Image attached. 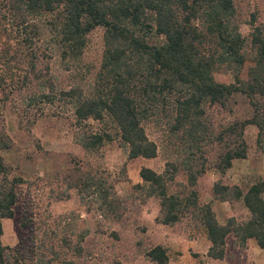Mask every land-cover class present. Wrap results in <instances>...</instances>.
Here are the masks:
<instances>
[{"label":"trees","instance_id":"16d2710c","mask_svg":"<svg viewBox=\"0 0 264 264\" xmlns=\"http://www.w3.org/2000/svg\"><path fill=\"white\" fill-rule=\"evenodd\" d=\"M95 28L103 30V50L93 80L81 82L71 74L74 79L68 88L57 86V77L45 73L40 64L55 57L65 71H75L88 34ZM250 28L247 35L241 32L234 0H0V56H6L13 46L24 49V82L38 83L39 88L34 101L51 102L55 94L61 96L72 106L78 124L109 118L129 159L157 156L158 145L146 132V123L152 118L164 116L170 132L186 139L188 156L180 162L187 175L185 190L171 189L179 170L174 161H167L161 173L141 167V183L135 188L145 198L158 199L160 223L174 224L190 212L196 215L210 241L207 255L213 259L223 258L229 236L241 246L252 239L264 250V178L245 191L220 181L213 184L214 197L242 202L248 217L241 221L229 217L221 222L212 203H199L195 188L208 168L202 150L210 129L207 106L224 108L242 95L250 107L244 119L225 127L216 137L224 144L213 165L220 174L235 159L246 157V126L257 127L258 146L264 151V25L252 20ZM17 50L14 53L19 56ZM248 61L247 77L243 78ZM44 67L49 69L46 63ZM221 72L232 80H216V73ZM225 136L232 137L230 142H225ZM111 139L107 132L91 131L80 138V144L93 150ZM8 148L0 137V151ZM197 152L199 167L195 164ZM19 182L0 154V264L19 260L15 250L1 241L2 220L13 217ZM95 184L98 199L111 209L113 200L107 198L113 186L106 189L86 174L84 185ZM146 256L157 264L169 260L166 248L159 244L148 249Z\"/></svg>","mask_w":264,"mask_h":264},{"label":"rangeland","instance_id":"374dc122","mask_svg":"<svg viewBox=\"0 0 264 264\" xmlns=\"http://www.w3.org/2000/svg\"><path fill=\"white\" fill-rule=\"evenodd\" d=\"M234 3L244 35L249 34L252 20L255 25H264V0H234ZM102 37V28L88 34L75 71H65L55 57L46 58L40 67L57 77L56 85L63 88H68L74 78L91 82L101 61ZM14 47L6 56H0V137L9 146L0 154L10 175L21 179L16 185L14 214L3 220L2 236L3 245L15 250L17 264H157L146 252L158 244L167 250V264H264V250L254 240L241 246L233 236L226 241L223 258L209 257L210 242L196 215L190 212L174 224L160 223L158 199L145 198L143 191L135 188L141 183V167L161 173L167 161H174L179 170L171 189L185 190L187 175L180 162L188 156L184 150L186 139L180 133L170 132L168 119L162 116L146 123L148 136L158 145L157 156L129 159L109 118L78 124L72 106L61 96L55 94L51 102L34 101V93L39 92L38 83L24 82L27 66L22 56L25 51ZM16 50L19 56L15 55ZM45 63L49 66L47 70ZM249 66L248 61L242 71L243 78L247 77ZM215 78L221 82L232 80L222 72L216 73ZM206 108L210 129L202 150L208 159V168L198 177L195 186L199 203H212L223 223L229 217L245 220L248 212L242 202L222 201L214 197L212 187L220 181L245 191L251 183L264 178V151L258 146V129L254 125L246 126V157L235 159L220 174L213 165L224 144L216 137L225 127L244 119L250 107L247 99L238 95L224 108L216 105ZM91 131L107 132L112 139L97 149L85 150L80 138ZM231 138L225 136V142ZM261 142L264 146V134ZM199 155L197 152L196 158ZM200 163L198 158L195 164L199 167ZM86 174L94 182L101 181L106 189L111 190L113 186L107 198V201L113 200L111 209L94 192L97 183L84 185Z\"/></svg>","mask_w":264,"mask_h":264},{"label":"crops","instance_id":"0c3cea01","mask_svg":"<svg viewBox=\"0 0 264 264\" xmlns=\"http://www.w3.org/2000/svg\"><path fill=\"white\" fill-rule=\"evenodd\" d=\"M262 179V178H261ZM251 185V184H250ZM4 219H7V218H4ZM3 219V220H4ZM3 220H2V227H3V232H4V226H3ZM2 236H3V233H2ZM2 236H1V241H2ZM210 242V241H209ZM3 244V243H2ZM210 246V245H209ZM208 252V251H207Z\"/></svg>","mask_w":264,"mask_h":264}]
</instances>
